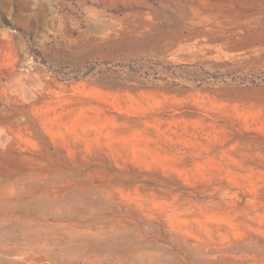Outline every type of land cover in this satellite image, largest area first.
I'll return each mask as SVG.
<instances>
[{
	"label": "rangeland",
	"instance_id": "rangeland-1",
	"mask_svg": "<svg viewBox=\"0 0 264 264\" xmlns=\"http://www.w3.org/2000/svg\"><path fill=\"white\" fill-rule=\"evenodd\" d=\"M0 264H264V0H0Z\"/></svg>",
	"mask_w": 264,
	"mask_h": 264
}]
</instances>
